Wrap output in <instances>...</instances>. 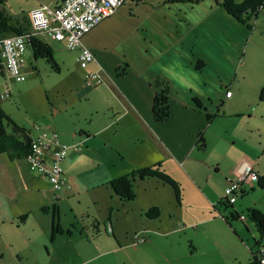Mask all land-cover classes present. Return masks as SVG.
Returning a JSON list of instances; mask_svg holds the SVG:
<instances>
[{"label": "crops", "instance_id": "obj_1", "mask_svg": "<svg viewBox=\"0 0 264 264\" xmlns=\"http://www.w3.org/2000/svg\"><path fill=\"white\" fill-rule=\"evenodd\" d=\"M31 1L23 20L26 24L32 9L39 5L55 7L62 2ZM248 23L227 14L220 0H125L113 15L85 34L81 41L93 52L95 61L82 69L83 73L102 69L104 83L81 89L78 94L86 97V105H69L57 114L51 113V121L39 124L42 131L55 132L60 144L79 149L69 151L62 162L65 184L57 190L46 178L31 172L25 158L10 160L5 153L0 154V239L5 250L0 249V264H7L5 252L9 264H86L92 258L84 257L95 249L110 245V251L128 248L129 244L119 239L115 224L132 229L135 218L129 214L135 212V207L137 213L147 205L158 209L153 199L159 197L155 194L158 188L180 205L190 203L199 193L203 202L205 198L213 208L218 206L226 179L247 160H235L227 172L220 170L217 160H210L204 171L198 160L215 144L210 130L217 119L224 118L216 113L218 106L226 103L230 86L227 79L221 78L226 69L231 68L228 71L232 73L237 67ZM41 35L36 37L50 47L61 45L65 49L62 43L49 38L46 41ZM69 52L76 61L77 51ZM0 80L4 88L5 81ZM163 87L168 88L169 117L158 122L152 115V104L155 92ZM16 125L30 138L38 134L32 126ZM200 136L203 148L199 146ZM157 163L175 188L157 178L135 180L136 198L127 203L110 189L111 180ZM213 180L217 181L216 193ZM244 194L242 189L240 195ZM103 195L108 203L104 202L108 209L105 218H93L77 231L72 228L75 219L64 215L66 207L98 206L103 203ZM236 202L231 211H236ZM261 207L264 209L263 204ZM145 214L143 222L154 219ZM229 216L228 220L226 216L216 219L232 228L239 238L230 221L241 222L253 241L249 249L253 254L257 248L254 240H258L254 225L246 223V215L244 221ZM201 219V225L217 221L210 216ZM54 226L61 233L51 239ZM94 234L96 239L92 238ZM133 234L135 246L140 236Z\"/></svg>", "mask_w": 264, "mask_h": 264}, {"label": "rangeland", "instance_id": "obj_2", "mask_svg": "<svg viewBox=\"0 0 264 264\" xmlns=\"http://www.w3.org/2000/svg\"><path fill=\"white\" fill-rule=\"evenodd\" d=\"M232 1L240 4L244 0ZM32 4L31 0H5L1 10L13 25L18 23L28 32L31 29L30 25L23 20L27 17ZM220 23L224 26L222 21ZM246 28L247 34L240 45L237 67L232 73L228 71L231 68L226 69L225 77L221 78L227 79L230 86L225 96L226 103L219 105V111L216 113L223 115L224 118L217 119L210 130L214 135L215 144L212 145L213 149L201 155L198 164L207 171L206 167L210 160L214 162L217 160L220 163V170L227 172L237 159L255 161L257 170L255 174L260 178L264 176V13L258 14L256 18L251 16ZM224 30L228 32L229 28L226 26ZM40 37L49 40L44 35ZM220 47L223 51L226 50L224 46ZM52 50L54 62L59 67L58 73L53 71L44 59L34 60L27 48L22 56L23 81L12 82L9 94L0 99L1 110L15 124L25 127L39 125L43 120L51 121V113L57 114L58 110H63L69 105L75 107L86 105V97L78 94L81 89H85L83 70L77 66L71 53L61 45H54ZM3 90L0 80V93H3ZM231 95L233 97L230 100ZM221 174L222 172L218 175ZM216 184L217 181L214 193ZM244 190L243 196L240 194L236 196L237 202L233 207L238 214L245 216L248 209L262 210L264 190L258 189L256 184H253L251 189L245 186ZM156 191V196H159L153 197L157 203L155 207L159 210L156 218L142 221L141 217L150 208V205H147L139 208L138 213V207H135L134 213L130 212L129 215L135 218L132 229L130 227L124 229L122 226L125 225L115 224V228L119 227L117 233L119 239L129 244L128 248L110 251L112 247L110 245L95 249L84 257L92 258L86 264H245L252 260L249 249L253 241L250 235L243 231L245 229L242 223L237 220L230 221L238 235H241V239L235 236L232 228L216 219L229 216L231 208L223 209L219 206L213 208L212 203H207L205 198L204 202L202 201L199 193L190 203L187 201V204L180 205L175 199L165 196L166 191L162 188ZM220 199H223V194L220 195ZM147 201L146 197L145 202ZM104 202L107 203L103 195V203L98 206L88 208L82 205L67 206L64 215L74 217L72 228L77 231L82 225L89 224L93 218H105L108 209ZM124 213L120 212L119 215ZM208 216L217 221L206 225L199 224V221L203 220L201 218ZM143 223L147 224L142 225ZM246 223L253 226L248 218ZM194 225H197L195 229L192 227ZM106 230L110 232V229ZM133 232L140 236L139 243L135 246L132 244L135 243ZM254 234L259 239L255 230ZM101 235L106 237L102 230ZM108 236L111 237L110 234ZM92 238L96 239L95 234ZM0 249L4 250L1 239ZM8 257V252H5L7 264Z\"/></svg>", "mask_w": 264, "mask_h": 264}, {"label": "built area", "instance_id": "obj_3", "mask_svg": "<svg viewBox=\"0 0 264 264\" xmlns=\"http://www.w3.org/2000/svg\"><path fill=\"white\" fill-rule=\"evenodd\" d=\"M125 0H62L55 7L39 5L28 14L30 35L47 36L51 41L62 43L66 50L77 51L76 62L85 69L95 61L93 52L83 45L82 37L90 32L102 20L110 17L124 4ZM27 35L14 34L0 38V78L4 79V90L0 99H4L10 91L8 83L23 81L22 63L26 50ZM101 70L88 72L84 77V85L93 89L104 83ZM32 128L38 134L30 138L29 150L25 161L31 172L43 176L55 189L65 184L62 162L71 150L78 151L76 145L60 144L55 132L42 131L39 125ZM258 183V176L253 171V163L242 161L232 177L226 179L223 199L228 204L236 201V196L244 186L252 187ZM243 216H240L241 220ZM259 262L264 264V244L259 248Z\"/></svg>", "mask_w": 264, "mask_h": 264}, {"label": "trees", "instance_id": "obj_4", "mask_svg": "<svg viewBox=\"0 0 264 264\" xmlns=\"http://www.w3.org/2000/svg\"><path fill=\"white\" fill-rule=\"evenodd\" d=\"M4 3L5 0H0V38L14 34L27 35L26 48L31 51L32 58H34V60L44 59L46 63L50 65L51 69L58 73L59 67L54 62L52 48L36 36L30 35L29 31L27 32V30L18 23L13 25L10 19L1 10ZM220 6L227 14L244 24L251 16L256 18L258 14L264 13V0H244L240 4H235L232 0H220ZM168 98L167 87L160 88L155 92L152 104V115L158 122H163L169 117ZM208 118L210 119V117ZM29 144L30 137L28 132L17 126L0 108V154L5 153L10 160L23 159L28 153ZM199 146L200 148L204 147L201 136L199 137ZM160 168V164L157 163L152 167L134 170L128 175L111 180L109 182L110 189L121 202L127 203L136 198L135 180L157 178L163 183L175 188V183ZM256 186L264 189V176L258 177ZM241 192L239 194H241ZM218 206L232 208V205L228 204L224 199L219 201ZM158 214L159 210L157 208H151L145 215L147 218L151 219L156 218ZM246 214V217L254 225L259 239L254 240V246L257 248L252 254V260L245 264H260L259 257L261 255L259 253V248L264 244L262 243L264 241V212L257 209H248ZM229 215V219H240V215L236 211L230 212ZM243 217L245 220L246 217ZM20 220H23V218ZM60 233L61 230L57 226H54V228H52L51 239ZM67 233H69V231H67Z\"/></svg>", "mask_w": 264, "mask_h": 264}, {"label": "clouds", "instance_id": "obj_5", "mask_svg": "<svg viewBox=\"0 0 264 264\" xmlns=\"http://www.w3.org/2000/svg\"><path fill=\"white\" fill-rule=\"evenodd\" d=\"M257 175V174H256ZM258 176V175H257ZM234 204V203H233ZM230 205H232V204H230Z\"/></svg>", "mask_w": 264, "mask_h": 264}]
</instances>
